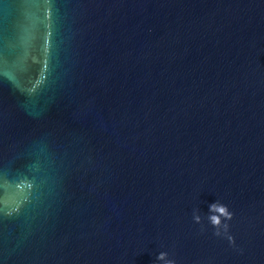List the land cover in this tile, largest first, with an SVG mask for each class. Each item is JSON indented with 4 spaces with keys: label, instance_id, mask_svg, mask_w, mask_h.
<instances>
[{
    "label": "water",
    "instance_id": "obj_1",
    "mask_svg": "<svg viewBox=\"0 0 264 264\" xmlns=\"http://www.w3.org/2000/svg\"><path fill=\"white\" fill-rule=\"evenodd\" d=\"M169 261L264 264V0H0V264Z\"/></svg>",
    "mask_w": 264,
    "mask_h": 264
},
{
    "label": "clouds",
    "instance_id": "obj_2",
    "mask_svg": "<svg viewBox=\"0 0 264 264\" xmlns=\"http://www.w3.org/2000/svg\"><path fill=\"white\" fill-rule=\"evenodd\" d=\"M210 211L219 214V215H212L210 217V220L214 226H218L220 224L221 216L225 217L226 219L232 218V214L227 210V207L224 205L212 204L210 205ZM196 219L199 220V217H197ZM165 256H166V253H160L158 259L163 260L165 259ZM168 264H173V262L169 261Z\"/></svg>",
    "mask_w": 264,
    "mask_h": 264
}]
</instances>
